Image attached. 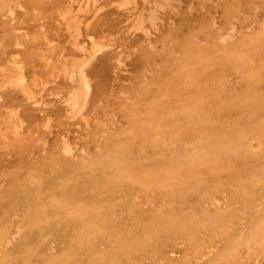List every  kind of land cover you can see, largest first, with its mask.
Returning a JSON list of instances; mask_svg holds the SVG:
<instances>
[{
	"label": "rangeland",
	"instance_id": "374dc122",
	"mask_svg": "<svg viewBox=\"0 0 264 264\" xmlns=\"http://www.w3.org/2000/svg\"><path fill=\"white\" fill-rule=\"evenodd\" d=\"M93 1L0 0V228L5 218H14L15 228L53 217L54 195L70 199L72 209L100 202L107 217L130 229H150L160 216L185 220L208 212L223 224L252 216L263 198L264 147L259 158L218 162L220 175L204 167L209 173L189 180L185 196L150 192L134 178L172 168L166 159L193 141L226 140L239 130L264 140L258 126L264 124V0H136V9L122 0ZM155 3L160 8L152 23L148 11ZM14 4L23 8L10 15ZM71 5L70 21L82 25L79 37L63 18ZM138 14L148 35L135 28ZM91 41L107 49L90 64L96 91L86 117L73 116L66 98L77 84L60 73L59 62L62 53L70 67L81 56L89 59ZM16 64L24 89L4 83ZM127 166L131 175L117 178L116 170ZM37 196L41 211L31 204ZM213 197L225 211L218 219ZM52 226L51 220L36 227L25 245H39L43 256L60 253L68 237ZM198 240L178 232L163 240L161 253L136 264H205L197 261ZM249 259L259 264L256 256Z\"/></svg>",
	"mask_w": 264,
	"mask_h": 264
},
{
	"label": "bare ground",
	"instance_id": "6f19581e",
	"mask_svg": "<svg viewBox=\"0 0 264 264\" xmlns=\"http://www.w3.org/2000/svg\"><path fill=\"white\" fill-rule=\"evenodd\" d=\"M93 2H96V0ZM124 2L132 5L134 9L137 7L135 6L136 0H122L120 1V3H122L121 5H123ZM14 8L22 9L23 7L20 4H16V6L14 4L13 7H10L8 10L10 15H13ZM73 8V5H71L70 9L64 12L63 18L69 20L68 28L73 29L75 34L79 37L81 35L80 28L82 25H80L79 21H74L73 23L70 21L74 12ZM157 8H160V6L158 3H155L148 11L150 13L149 20L152 23L158 20ZM100 10H103V8L98 9V11ZM135 19H137L135 28L142 30L148 35V30L145 29V18L143 15L138 14ZM76 40H78V38L75 39L76 48L83 50L84 46L77 45L78 43ZM91 42L92 46H89L92 47V55L89 59H86V56H81L75 59V61L70 64V67L67 64V58H65L62 53V61L59 62L61 66L60 73L64 74V76H68L67 78H69L71 82L76 81L77 84V87L71 89L66 98V103L72 108L73 116L86 117V111L89 109L91 102L94 101V92L96 91V83L94 82V75H91L90 64L93 60H96L99 53L107 49L100 43ZM16 65L17 71H13L5 77L6 81H4V83L7 82V84L18 86L19 89H24V86L21 85L24 79L23 70L21 66H18V64ZM195 105L196 107L199 106L197 100ZM161 108L163 107L160 106L159 110ZM198 113L199 111L197 114ZM258 126L260 133L261 130L264 132V124L262 123L261 125L260 123ZM254 132L255 131L239 130L234 133L233 131L229 134L227 133L226 140L218 139L213 142L207 137L204 145L193 141L194 144L185 146L182 151H176L173 156L166 159L167 162L165 164L172 165V168H163V171L159 174L144 171L145 175L141 178L138 179L136 176L133 178L137 183H143L146 190L150 192H153L155 189H163L167 191L166 194L180 193L181 196H185L183 189H185L184 186L189 180L197 181L199 176L202 177L206 173H209L208 171L204 172V167H207L213 175H220L223 166L220 165L219 167L217 163L226 158L244 154H248L252 158H259L264 147V140L256 135L257 132ZM178 136L179 135H175V138ZM177 139H179V137ZM126 141H128V139ZM173 148L174 147H172L170 151H172ZM64 151L68 154L72 152L71 147L67 143H65ZM132 170L133 169H130L128 166L125 168L121 167L119 171L116 170V177L119 178L127 174L131 175L130 172H132ZM108 182L113 181L109 178ZM260 185L262 189L261 197H263L262 202L256 203V206L253 205L252 209H254V212L250 217H240L239 215V217L228 218L227 224H223L213 220L211 216L213 214H208V212L206 215L202 214L199 218L194 216H190L189 218L185 217V220H179L175 215H170L167 218L166 216H160L157 220H153L150 229L142 227L139 229H130L125 226L119 227V225H116L114 216L107 217L110 215V211L103 208L104 206H100V202L89 203L86 206L79 205V207L72 209L71 205L73 202H71L70 199L59 195L56 197L54 195L50 204L53 210H55L53 212V217L49 218L45 215L41 220L34 219V223L30 221L29 225L26 227L16 226L15 228L11 222L15 221L14 218H7L8 220L6 218L4 219L1 225L2 228H0V264H38V260H40L39 264H136L138 260L143 261L147 258L151 252L161 253L162 248H166L163 240L172 239L178 232H182L185 235H198V237L202 239L197 241L200 248L197 261L200 260L201 263L206 261L207 263L205 264H247L248 260H250L249 258L256 256V258H258L256 259L257 263L264 264L261 263V258H264V180ZM40 192L41 191L38 190L37 194H40ZM61 195H63V193H61ZM39 198L40 196L34 197L31 204H36L35 200L38 201ZM220 204V200L213 197L211 205L216 208L215 211L219 215H216V219L220 218L225 213L222 208L218 207ZM107 207L110 206L107 205ZM36 211H41L40 205L36 204ZM51 220L52 224L56 223L57 225L52 227L62 228L64 235H66L68 239L60 253L56 254L55 252L52 256H43L38 253L37 247L39 245L36 247L34 245L27 246L25 244L26 241H28L27 239L31 236L29 232L32 233L36 227L43 229V224ZM72 220L76 222L74 225H72ZM133 226L136 227L135 225ZM48 227L50 228L51 226ZM238 231H240V233ZM207 235L210 237L209 240H205V236ZM45 240L48 239L45 238ZM10 247H14L15 251ZM170 253L171 255H176L175 247L170 250Z\"/></svg>",
	"mask_w": 264,
	"mask_h": 264
}]
</instances>
